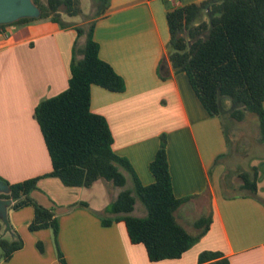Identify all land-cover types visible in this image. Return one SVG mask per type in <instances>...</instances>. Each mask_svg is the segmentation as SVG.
I'll return each mask as SVG.
<instances>
[{
    "label": "crops",
    "instance_id": "obj_1",
    "mask_svg": "<svg viewBox=\"0 0 264 264\" xmlns=\"http://www.w3.org/2000/svg\"><path fill=\"white\" fill-rule=\"evenodd\" d=\"M200 1L110 0L95 20L93 38L99 57L123 78L124 90L92 84L90 109L105 117L113 151L128 159L143 185L154 181L149 163L165 134L174 195L191 196L176 210V219L183 217L181 208L188 212L205 204L208 230L180 257L151 261L142 243L131 242L123 221L101 223L107 202L96 206L84 193L92 185L65 186L57 177H42L31 196L54 209L58 248L67 264H200L203 251L220 252L229 264H264V162L250 164L257 169V198L241 182L239 191L231 192L225 168L215 162L226 151L220 116L207 113L186 73L175 72L167 56V11L173 2L179 7ZM74 26L43 19L0 27V177L10 183L51 170L34 109L67 87L74 47L75 57L82 56ZM222 104L229 111L230 100ZM80 201L88 207L76 205ZM12 202L0 222V237L18 234L23 246L0 264H60L51 230L30 231L32 206L12 209Z\"/></svg>",
    "mask_w": 264,
    "mask_h": 264
},
{
    "label": "trees",
    "instance_id": "obj_2",
    "mask_svg": "<svg viewBox=\"0 0 264 264\" xmlns=\"http://www.w3.org/2000/svg\"><path fill=\"white\" fill-rule=\"evenodd\" d=\"M39 9L35 17H21L0 27L49 19L61 27L69 26L61 12L79 15L80 0H32ZM96 9L88 28L75 25L77 38L84 36L81 58L74 55L70 64L67 87L60 93L39 101L34 109L51 161L45 174L10 183L0 177L6 192L0 199L12 200V209L26 205L33 208L28 224L30 231L48 228L57 249L60 264H67L58 248V218L53 208L38 203L32 196L37 182L46 176L57 177L65 186L90 187L102 178L114 186L123 187L127 173L132 188H124L106 207L108 215H100L103 225L123 221L131 242L142 243L151 261L180 257L209 228L210 217L194 222L196 233L188 232L176 219L175 212L191 196L176 197L173 192L166 136L160 135L159 147L149 163L154 177L143 185L127 158L112 149L113 136L104 116L90 109L92 84L110 91L124 90V80L98 54L93 38L95 20L109 8L110 0H94ZM207 12V19H201ZM170 33L167 56L175 72H185L189 83L204 109L219 115L222 101L231 102L228 112L242 120L246 112L258 118V139L264 142V0H202L175 7L166 13ZM77 44V41H76ZM216 159L215 162H217ZM240 187L257 198V169L241 172ZM136 197L146 209L143 217L132 215ZM264 202V200H263ZM76 205L88 207L84 201ZM73 206V205H72ZM40 251L42 242L36 243ZM23 240L0 237V261L8 260L22 248ZM200 264H229L217 251L199 254Z\"/></svg>",
    "mask_w": 264,
    "mask_h": 264
},
{
    "label": "rangeland",
    "instance_id": "obj_3",
    "mask_svg": "<svg viewBox=\"0 0 264 264\" xmlns=\"http://www.w3.org/2000/svg\"><path fill=\"white\" fill-rule=\"evenodd\" d=\"M80 5L82 12L79 15L69 16L61 12V16L63 21L73 23L86 30L92 21L96 5L94 0H80ZM207 17V12H204L201 19L206 20ZM79 41L82 48L84 36H81ZM220 121L226 139V151L220 155L217 163L225 168L224 182L230 184V190L233 193L239 191L238 184L241 182L239 174L244 171L252 173L250 164L255 163L259 167L264 162V142L258 139V118L254 113L246 112L244 118L238 121L231 118L225 111H222L220 113ZM124 174L126 176V183L123 187L114 186L111 182L100 178L90 188H85L84 193L94 200L96 206L107 202V207L113 200V194L119 188L123 190L124 188L132 187L130 177L126 173ZM134 205L135 209H133L131 214L139 217L145 216L146 209L137 197ZM203 206L204 208L193 209L188 212L183 210L184 208L179 210L183 217L178 221L188 232L195 233L198 231L192 225V222L207 216V213L204 211V209L206 210V205L204 204ZM106 207L102 209V213L107 216ZM3 215L6 216V208L4 213L0 209V222H3Z\"/></svg>",
    "mask_w": 264,
    "mask_h": 264
},
{
    "label": "water",
    "instance_id": "obj_4",
    "mask_svg": "<svg viewBox=\"0 0 264 264\" xmlns=\"http://www.w3.org/2000/svg\"><path fill=\"white\" fill-rule=\"evenodd\" d=\"M39 15L38 7L32 0H0V23H9L21 17H35ZM6 186L0 181V192H6ZM11 200L0 199V209L5 212L6 205ZM3 217H5L3 215Z\"/></svg>",
    "mask_w": 264,
    "mask_h": 264
},
{
    "label": "built area",
    "instance_id": "obj_5",
    "mask_svg": "<svg viewBox=\"0 0 264 264\" xmlns=\"http://www.w3.org/2000/svg\"><path fill=\"white\" fill-rule=\"evenodd\" d=\"M172 5H173V8L177 7V5H176L174 2H173V4H172Z\"/></svg>",
    "mask_w": 264,
    "mask_h": 264
}]
</instances>
